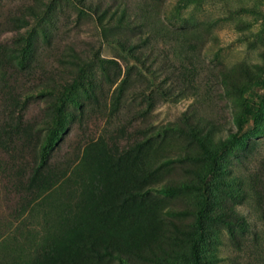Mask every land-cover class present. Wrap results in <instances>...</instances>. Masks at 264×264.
Returning <instances> with one entry per match:
<instances>
[{
	"label": "rangeland",
	"instance_id": "374dc122",
	"mask_svg": "<svg viewBox=\"0 0 264 264\" xmlns=\"http://www.w3.org/2000/svg\"><path fill=\"white\" fill-rule=\"evenodd\" d=\"M85 243L264 264V0H0V264Z\"/></svg>",
	"mask_w": 264,
	"mask_h": 264
},
{
	"label": "trees",
	"instance_id": "16d2710c",
	"mask_svg": "<svg viewBox=\"0 0 264 264\" xmlns=\"http://www.w3.org/2000/svg\"><path fill=\"white\" fill-rule=\"evenodd\" d=\"M45 152V149L42 151ZM45 154L41 155V158L39 161L36 163L35 161L33 162V170L37 169L40 167L41 164L45 162ZM82 248L86 251V255L96 257V258H114L116 259L119 264H154L155 260L153 257H151L148 254H143L138 252L137 258H129L122 254L119 251H114L106 246L103 247H96L92 243H85L82 245ZM70 264H82L79 262V260L71 256L69 257ZM88 264V263H85Z\"/></svg>",
	"mask_w": 264,
	"mask_h": 264
}]
</instances>
